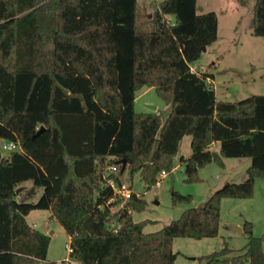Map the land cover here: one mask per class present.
Returning a JSON list of instances; mask_svg holds the SVG:
<instances>
[{
	"label": "trees",
	"instance_id": "16d2710c",
	"mask_svg": "<svg viewBox=\"0 0 264 264\" xmlns=\"http://www.w3.org/2000/svg\"><path fill=\"white\" fill-rule=\"evenodd\" d=\"M137 7L138 0H0V264L47 258L51 237L27 219L37 209L50 210L70 235V259L54 264H174L175 238L216 237L221 200L252 197L256 178L264 177V94L218 100L214 75L191 67L203 46L218 40L217 12L198 13L197 0H163L152 28L140 30ZM253 34L264 37V0H255ZM148 88L171 106L164 122L157 112L135 109ZM186 135V181L201 180L199 170L211 162L225 166L224 158H249L248 176L145 232L150 220L137 222L133 212L147 200L134 192L113 209L103 167L117 165L110 177L119 183L128 168L150 188L172 170ZM3 140L19 141L21 149L4 155ZM28 181L34 186L22 195L17 189ZM37 187L43 193L31 201ZM172 200L193 197L173 191ZM243 230L250 239L244 256L264 264V237L253 235L249 221ZM232 251L200 260L244 257H226Z\"/></svg>",
	"mask_w": 264,
	"mask_h": 264
},
{
	"label": "rangeland",
	"instance_id": "374dc122",
	"mask_svg": "<svg viewBox=\"0 0 264 264\" xmlns=\"http://www.w3.org/2000/svg\"><path fill=\"white\" fill-rule=\"evenodd\" d=\"M163 0H138L137 25L140 30H150L154 13ZM255 0H199V12H217L221 22L220 40L212 44L208 50L191 67L194 71L213 74L212 85L218 100L238 101L254 94H264V37L253 34ZM174 22L175 18L168 15ZM156 41V39H155ZM144 91V90H143ZM139 91L135 103L137 112H157L164 122L170 113L171 106L166 104L155 89L144 93ZM142 93V94H141ZM156 109H153V107ZM191 135L182 139L179 151L173 157V168L150 188H147L140 174L131 177L127 168L122 183L147 200L142 211H134L137 222L146 223L145 232H156L178 219L189 207L203 205L211 194L227 182H242L247 176L246 164L249 158H224L225 166L211 162L199 170L201 180L188 182L184 174L181 157L188 158L192 154ZM4 155L9 151L3 150ZM103 167L104 175H110L109 167ZM34 186L32 181L21 185L20 193L27 194ZM192 195L190 203L173 204L172 192ZM43 193L42 187L36 188L31 201H37ZM127 201L115 202L113 209L126 205ZM221 222L216 237L195 239L177 237L173 241V251L177 254L174 264H204L200 257L209 255L224 248L233 249L226 257L245 255L248 250L249 236L246 232L236 231L246 221L252 223V233L256 237H264V177L255 180L254 194L250 198L226 197L221 200ZM29 223L46 232L50 237L48 255L40 264H54L69 260L71 256L70 235L62 224L51 217L50 210H33L27 217ZM222 264H250L244 256L239 262L232 260Z\"/></svg>",
	"mask_w": 264,
	"mask_h": 264
},
{
	"label": "built area",
	"instance_id": "2783aa9c",
	"mask_svg": "<svg viewBox=\"0 0 264 264\" xmlns=\"http://www.w3.org/2000/svg\"><path fill=\"white\" fill-rule=\"evenodd\" d=\"M3 150L12 151L16 149H21L19 141L16 140H3L1 143ZM110 174L115 173L119 170L117 165H112L109 167ZM162 177L167 175L166 171H162ZM106 183L112 188L113 196L109 200L110 202H118L119 200L127 201L131 195L134 193V190L125 185L124 183H119L115 177H110V175H104ZM160 182V180H158ZM139 195V194H138ZM71 250V248H70Z\"/></svg>",
	"mask_w": 264,
	"mask_h": 264
},
{
	"label": "water",
	"instance_id": "95a60500",
	"mask_svg": "<svg viewBox=\"0 0 264 264\" xmlns=\"http://www.w3.org/2000/svg\"><path fill=\"white\" fill-rule=\"evenodd\" d=\"M151 46L152 47H154L155 46V39H153L152 41H151ZM203 52H205L206 50H207V47L206 46H203ZM153 109H156V107L154 106L153 107ZM43 128L44 127H41L40 129H39V131H38V133H40L42 130H43ZM37 133V134H38ZM118 163H120V164H122V171H124L125 170V168H126V166H127V161H126V159H121V160H119L118 161ZM21 186L17 189V191L20 193V190H21ZM236 231H243V228L242 227H235L234 228Z\"/></svg>",
	"mask_w": 264,
	"mask_h": 264
},
{
	"label": "crops",
	"instance_id": "0c3cea01",
	"mask_svg": "<svg viewBox=\"0 0 264 264\" xmlns=\"http://www.w3.org/2000/svg\"><path fill=\"white\" fill-rule=\"evenodd\" d=\"M198 2H199V0H197V12H198V13H201V12L198 11ZM254 4H255V3H254ZM202 13H204V12H202ZM218 18H219V16H218ZM220 32H221V22H220V18H219V32H218V40H217L216 42H218V41L220 40ZM216 42H215V43H216ZM215 43H214V44H215ZM210 46H211V45H210ZM210 46L207 47V50L209 49ZM211 81H212V83H214L213 80H211ZM149 89H151V88L145 89L142 93H144L145 91H147V90H149ZM142 93H141V94H142ZM137 99H138V96H137V98H136V101H137ZM217 147H218V142L213 143L212 148H217ZM250 163H251V161H248V163L246 164L247 169H248ZM34 225L36 226V224H34Z\"/></svg>",
	"mask_w": 264,
	"mask_h": 264
}]
</instances>
